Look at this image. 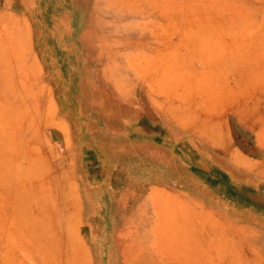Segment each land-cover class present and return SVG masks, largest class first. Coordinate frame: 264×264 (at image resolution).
<instances>
[{
	"label": "crops",
	"instance_id": "crops-1",
	"mask_svg": "<svg viewBox=\"0 0 264 264\" xmlns=\"http://www.w3.org/2000/svg\"><path fill=\"white\" fill-rule=\"evenodd\" d=\"M24 2L0 0V137L29 264H264V227L243 220L264 183L164 113L160 46L130 41L120 64L80 2Z\"/></svg>",
	"mask_w": 264,
	"mask_h": 264
},
{
	"label": "rangeland",
	"instance_id": "rangeland-1",
	"mask_svg": "<svg viewBox=\"0 0 264 264\" xmlns=\"http://www.w3.org/2000/svg\"><path fill=\"white\" fill-rule=\"evenodd\" d=\"M67 1L87 8L90 28L98 23L102 42L118 45L120 64L130 41L152 50L159 45L164 113L214 145L235 173L258 175L264 183V0ZM148 31L161 35L149 40ZM65 73L68 95L76 79L72 64ZM119 76L125 84V72ZM67 101L71 110L72 97ZM10 125L0 121V131L10 133ZM10 141L0 137V264H29L31 231L19 219L24 187L16 184L17 152ZM256 198L247 200L243 220L264 227V196ZM249 208L262 216H252Z\"/></svg>",
	"mask_w": 264,
	"mask_h": 264
}]
</instances>
